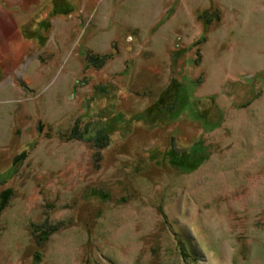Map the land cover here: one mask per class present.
Segmentation results:
<instances>
[{"label":"rangeland","instance_id":"obj_1","mask_svg":"<svg viewBox=\"0 0 264 264\" xmlns=\"http://www.w3.org/2000/svg\"><path fill=\"white\" fill-rule=\"evenodd\" d=\"M8 190L0 264H264V0H0Z\"/></svg>","mask_w":264,"mask_h":264},{"label":"trees","instance_id":"obj_2","mask_svg":"<svg viewBox=\"0 0 264 264\" xmlns=\"http://www.w3.org/2000/svg\"><path fill=\"white\" fill-rule=\"evenodd\" d=\"M11 192L12 191H10V190H8V191H5L2 195H1V197H0V199H1V204H0V214L3 212V210L6 208V206L8 205V203H9V199H10V195H11Z\"/></svg>","mask_w":264,"mask_h":264}]
</instances>
